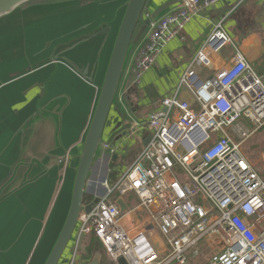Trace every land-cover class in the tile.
<instances>
[{
    "label": "crops",
    "instance_id": "obj_1",
    "mask_svg": "<svg viewBox=\"0 0 264 264\" xmlns=\"http://www.w3.org/2000/svg\"><path fill=\"white\" fill-rule=\"evenodd\" d=\"M29 1L0 16V189H7L6 181L12 175L9 185L19 184L0 197V264H31L35 255L43 261L60 232L70 202L76 155L81 152L125 0L37 1L21 7ZM166 1L148 0L143 20ZM221 19L254 69L264 73V0H222L203 9L189 19L181 36L160 50L138 83L127 87L128 79L123 95L118 93L104 131V140H109L100 145L104 163L107 153L123 158L126 166L132 163L147 139L138 136L135 123L147 119L159 100L176 90ZM104 25L109 26L107 34L65 52ZM58 53L81 68L87 66L93 81H85L69 63L51 60ZM232 53V47H225L221 61H229ZM194 71L201 78L210 72L201 65ZM178 96L190 99L185 89ZM62 156L64 159L53 162ZM107 165L114 171L108 160ZM103 192L88 193L94 198ZM128 200L133 202L131 197ZM59 212L62 221L48 240ZM206 248L208 255L210 245ZM70 252L71 248L65 256L70 257Z\"/></svg>",
    "mask_w": 264,
    "mask_h": 264
},
{
    "label": "built area",
    "instance_id": "obj_2",
    "mask_svg": "<svg viewBox=\"0 0 264 264\" xmlns=\"http://www.w3.org/2000/svg\"><path fill=\"white\" fill-rule=\"evenodd\" d=\"M220 1L180 0L159 16L146 13L119 94L131 77L139 82L192 16ZM227 46L233 53L222 62ZM196 65L209 75L198 76ZM180 89L190 99L180 98ZM146 120L143 148L112 183L107 169L103 194L78 214L68 264L83 263L79 252L91 236L112 264L119 258L127 264H264V150L258 167L242 153L264 127V73L236 45L224 19ZM152 232L164 238L160 248L146 237ZM214 235L222 245L203 260L200 247Z\"/></svg>",
    "mask_w": 264,
    "mask_h": 264
},
{
    "label": "water",
    "instance_id": "obj_3",
    "mask_svg": "<svg viewBox=\"0 0 264 264\" xmlns=\"http://www.w3.org/2000/svg\"><path fill=\"white\" fill-rule=\"evenodd\" d=\"M25 1L27 0H0V16L9 13L11 10ZM179 1L180 0L166 1L152 13V17H156L159 13L178 3ZM147 2L148 0H125L121 5L123 10L117 26L103 79L96 93L95 104L88 127L86 129L81 152L76 155L78 162L73 178L70 202L68 207L64 209L65 219L60 232L58 233L57 238L43 264H68L69 257H66L65 255L67 253L66 250L77 223L78 214L82 210L88 212L99 199V196L97 195L94 196V198L89 203H85L84 196L85 193L88 192L89 179L93 174V169L99 162L98 149L102 143H105L109 140V138L104 140V131L107 125L109 114L112 108L115 106L117 100L130 50L132 45L140 37L146 27L147 21L143 20L142 15ZM108 31L109 26L104 25L99 31L87 35L84 39L76 41L64 50H66L65 52L68 50H73L92 38L107 34ZM63 53L55 54L51 60L60 59L65 61V63H69L72 65V67H74L75 71L80 75L81 78H83L88 83H91L93 78L89 75L87 66L81 68L74 63L67 61L61 57ZM133 80L134 77H131L127 81V87L132 85ZM127 124L129 125L130 121H128ZM21 132L23 133L24 131L21 130ZM109 156L110 154L107 153L105 157L106 162L104 164V168L106 169V172L108 169L107 160H109ZM115 156L116 155H114L113 158H115ZM65 158V160L68 159L67 157ZM60 159H64V156L54 159L53 162L59 161ZM41 170L45 171V169ZM12 177L13 175L9 177V181H6L7 189L4 192L2 189H0V197L1 195L6 196L12 193L14 189L18 188L19 184L14 186L9 185L10 179ZM105 178L106 176L102 178V181H104ZM101 257L102 252L100 250H96L92 257L82 264H101ZM117 264L127 263L125 262L124 258H119L117 260Z\"/></svg>",
    "mask_w": 264,
    "mask_h": 264
},
{
    "label": "rangeland",
    "instance_id": "obj_4",
    "mask_svg": "<svg viewBox=\"0 0 264 264\" xmlns=\"http://www.w3.org/2000/svg\"><path fill=\"white\" fill-rule=\"evenodd\" d=\"M37 1L38 2L49 3V2H53V1H59V0H31V1L23 4L21 7H27V6L34 5V3L37 2ZM37 31H39V29ZM42 31H43V29H42ZM26 36H28V34H26ZM146 124H147V120L146 119L138 121V126H139V129H140L139 132H138V136L141 139L146 138L147 135H148V130L146 128ZM263 150H264V127H262L260 130H258L256 132V134L251 138V140L249 142H247L244 146H242V153L246 156V158L249 160V162L251 163L252 166L258 167V166L261 165L259 154ZM98 158H99V162L94 167L93 174H92L91 178L89 179V190L92 191V192H96V191L97 192H103V181H102V178L106 176V171H105L106 169L104 168V164L105 163H104V158L102 156V148L101 147H99V149H98ZM121 159H123V158L116 157V156H115V158H113V156L109 157L108 161L111 163L112 167L114 168V171L110 172L108 174V182L109 183H112L109 180H113L115 176L119 175L127 167L126 164H128V163L125 160H121ZM71 178H73V175H71ZM85 195H87L89 197V198L86 197V202L85 203H89L92 200L93 195H90L88 192L85 193ZM65 197L66 196L64 194L63 195V199H62L63 204L65 203V201H64ZM62 216H63V214L59 212L58 217L56 219V222H55L51 232L47 235V239L48 240L53 236V234H55V231L57 230V228L59 226V222L62 221ZM146 237L157 248H160L161 246H163L164 238L162 236H160V235H157L156 232L147 233ZM211 240H212V242H209V243H208V240L204 241L202 243V246L200 247V251H201V253L203 255V260H205V258L207 257V252H206V249H207L206 247L207 246L210 245V253H211L212 251L218 250L221 247V245H222L221 243L218 242L219 241V237L217 235H214ZM70 248L72 249L71 242L69 243L67 249L69 250ZM90 248H93L91 250V252H89V250H87V247L84 248V250L79 252V254L82 257L83 263H85L87 260H89L96 250H100L102 252L101 264H110V263H108L110 261L106 258L105 254L102 251V248L99 247L98 244L96 246L94 244H91ZM85 252L87 253V255H86L87 258L83 257ZM42 259H43L42 257L35 255V258L31 262V264H43L45 259L43 261H42Z\"/></svg>",
    "mask_w": 264,
    "mask_h": 264
},
{
    "label": "trees",
    "instance_id": "obj_5",
    "mask_svg": "<svg viewBox=\"0 0 264 264\" xmlns=\"http://www.w3.org/2000/svg\"><path fill=\"white\" fill-rule=\"evenodd\" d=\"M121 95H123V94H121ZM110 165H111V163H110ZM86 197L87 198H89L87 195H85L84 196V199H85V202H86ZM91 244H94L95 246L98 244V246L99 247H101L102 248V246H100V243L98 242V240L94 237V236H91L90 237V239H89V241H88V244H87V250H89V252H91V250L93 249V248H90V245ZM89 246V247H88ZM102 251H103V249H102ZM103 253H104V251H103ZM87 253L85 252V254H84V258H87ZM81 259H82V257H81ZM108 263H110V264H112L111 262H108Z\"/></svg>",
    "mask_w": 264,
    "mask_h": 264
},
{
    "label": "flooded vegetation",
    "instance_id": "obj_6",
    "mask_svg": "<svg viewBox=\"0 0 264 264\" xmlns=\"http://www.w3.org/2000/svg\"><path fill=\"white\" fill-rule=\"evenodd\" d=\"M88 192H90V190L88 189ZM67 253L66 254H68V252H69V250L67 249V251H66Z\"/></svg>",
    "mask_w": 264,
    "mask_h": 264
},
{
    "label": "bare ground",
    "instance_id": "obj_7",
    "mask_svg": "<svg viewBox=\"0 0 264 264\" xmlns=\"http://www.w3.org/2000/svg\"><path fill=\"white\" fill-rule=\"evenodd\" d=\"M218 242L222 244V240L221 241H218Z\"/></svg>",
    "mask_w": 264,
    "mask_h": 264
},
{
    "label": "snow or ice",
    "instance_id": "obj_8",
    "mask_svg": "<svg viewBox=\"0 0 264 264\" xmlns=\"http://www.w3.org/2000/svg\"><path fill=\"white\" fill-rule=\"evenodd\" d=\"M245 167H246V165H245Z\"/></svg>",
    "mask_w": 264,
    "mask_h": 264
}]
</instances>
